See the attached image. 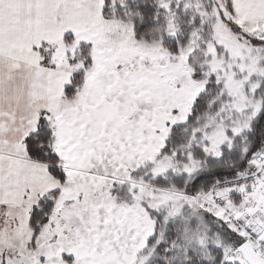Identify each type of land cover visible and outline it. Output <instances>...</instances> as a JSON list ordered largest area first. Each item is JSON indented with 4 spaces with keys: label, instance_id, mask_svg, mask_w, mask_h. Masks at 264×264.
Wrapping results in <instances>:
<instances>
[{
    "label": "snow or ice",
    "instance_id": "snow-or-ice-1",
    "mask_svg": "<svg viewBox=\"0 0 264 264\" xmlns=\"http://www.w3.org/2000/svg\"><path fill=\"white\" fill-rule=\"evenodd\" d=\"M0 264H264V0H0Z\"/></svg>",
    "mask_w": 264,
    "mask_h": 264
}]
</instances>
